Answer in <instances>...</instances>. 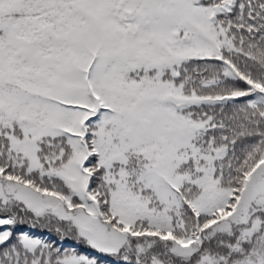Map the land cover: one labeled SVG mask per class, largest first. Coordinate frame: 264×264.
I'll use <instances>...</instances> for the list:
<instances>
[{
	"label": "snow or ice",
	"instance_id": "obj_1",
	"mask_svg": "<svg viewBox=\"0 0 264 264\" xmlns=\"http://www.w3.org/2000/svg\"><path fill=\"white\" fill-rule=\"evenodd\" d=\"M0 264H264V0H0Z\"/></svg>",
	"mask_w": 264,
	"mask_h": 264
}]
</instances>
